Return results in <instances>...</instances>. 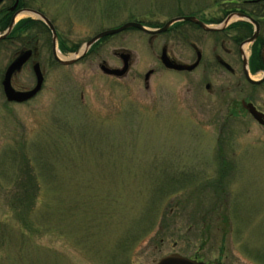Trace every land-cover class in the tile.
Returning <instances> with one entry per match:
<instances>
[{
    "label": "rangeland",
    "instance_id": "obj_1",
    "mask_svg": "<svg viewBox=\"0 0 264 264\" xmlns=\"http://www.w3.org/2000/svg\"><path fill=\"white\" fill-rule=\"evenodd\" d=\"M24 1L45 11L60 54L70 57L127 21L152 27L181 13L217 17L231 0ZM22 14L16 26L36 19ZM40 32L34 60L45 82L27 103L6 100L1 81L20 46L0 45V264H156L172 252L212 264H264V131L249 117L228 119L229 102L253 86L243 82L231 95L215 83L210 94L204 67L191 75L165 69L166 41L188 52L174 32L151 45L147 34L126 30L69 66L52 59L51 34ZM208 43L206 62L217 42ZM124 48L133 53L128 75L103 74L101 62L121 66L114 51ZM245 50L250 56L251 46ZM218 76L231 79L212 69L210 80ZM35 83L29 62L15 84Z\"/></svg>",
    "mask_w": 264,
    "mask_h": 264
},
{
    "label": "flooded vegetation",
    "instance_id": "obj_2",
    "mask_svg": "<svg viewBox=\"0 0 264 264\" xmlns=\"http://www.w3.org/2000/svg\"><path fill=\"white\" fill-rule=\"evenodd\" d=\"M214 2H216V1L214 0ZM29 4L30 3H26L25 1L22 2V0H14L13 3H10V0H2V2L0 3V23H2L3 21L5 22L7 20L8 26H9L11 21H12V18L15 15L23 12L26 9L37 10L40 13H43L46 16H48L40 6H38V5L31 6ZM251 7H254V8L251 9ZM261 7L264 8V1H260L258 3H253V2H247L244 0L241 7L238 9H235V10H233V9L227 10L225 8V6L222 5V8H220V10H221L220 16H217V17H212V15L209 13V11L206 12V14H203L202 12H195V13L190 12V13L178 14L174 17H194V18H196V20H198L199 22H201L207 26L208 25L221 24L224 21H226V19L230 15H233L234 13H240V14L245 15L246 17H249L250 19L255 20V21H251L247 18L235 19V20H232V18H231V19H229L228 23L221 30L208 31L198 21L189 20V19H181V20L176 21L174 24H172L168 28V30L163 32L162 34L174 32V35L177 38L185 39L186 43H187L186 45H187V49H188L187 51L188 52L185 53L184 55L176 53L173 49H171L169 42H167V41L163 44L161 50H163V48H165L167 55L172 60H176L180 63H184L187 65L193 64L197 60V56L200 53L201 54V60L199 62V65L193 71H189V70L176 71V70H169V69H167V70L177 72V73H181L184 75H191V74L195 73L196 71H198V69H200L201 67L202 68L204 67V71H203L204 79L202 81L205 85L206 91H208L210 94H212V93H214V91H216V89H214L215 83H217L216 86H219L218 89H220L223 93L226 92V93H230L231 95L233 93H237V92L241 91V90H239V91L233 92V89H239V87L242 86L243 82H246V83L248 82L250 85H252L253 86L252 90L249 91V90L243 89L242 90V94H244L243 96H241L237 100H231L229 102V104H228L229 118L228 119L230 120L231 117L235 118L237 116L246 117V118L249 117L256 124H258L264 131V124H261L257 120H255L254 117L249 113L248 109L245 107V104H252L254 106V108H256L257 111L262 113L264 116L263 93H260V91L264 92V60H263L264 15H262V13L264 11L260 10ZM174 17H172V18H174ZM27 22H29V20H27L26 23ZM256 22L258 23V26H259V36L255 42H253L252 44H247L246 46H247V48L249 46H251V49H252L251 55L249 56V62H248L250 73L252 72V70L253 71L255 70L256 66L259 65V58H257V62H254V65L252 64L254 51L256 49L259 51V57H260L261 63H262V68H260L259 70L261 71L262 74L257 78V80L260 79V81H261L260 83H252V82L248 81L246 76H245L244 70L242 69V73L241 72L239 73V71H237L238 69L236 67V64L238 63L237 61L239 60V58H238L239 55H240L241 61H242L241 45L245 44V41L253 35V32L255 30L254 23H256ZM143 23H145V22L143 21ZM22 24H25V22ZM164 24L165 23H163V24L161 23L158 25L160 27V26H163ZM33 27H35L34 31L37 33L38 36H39V33H41L40 30L42 32H46V33L50 32L49 27L43 21H41L39 18H36L33 20ZM237 33H240L239 37H237ZM147 35L149 36V38H148L149 43L151 45H153V43L155 42L157 37H159L160 34H155V35L147 34ZM197 36H198V39H197ZM25 37L26 38L29 37L28 33H25V32L20 33V35L18 36V40L16 43L18 44V46H20V50L27 49V48L36 49V51H34V53H33V57H34V55H35V57H37V55L41 51L40 49L42 48V44L40 43L41 38L39 37V39H38V37H37L36 39H38V40L32 38L28 42H26ZM200 39H202L203 42H201ZM33 40H35L36 42H33ZM208 41H214L217 43H212V49L211 50H212V52H214V53H212V60L206 62L207 49L211 45L208 43ZM32 42H33V44H32ZM237 44H238V48H237L238 50L236 51L235 47L237 46ZM205 47H208V48H205ZM219 47L222 50V54H220L219 52H216L217 48H219ZM124 49H120V50H124ZM120 50L119 49L115 50L114 54L122 62V60L120 58L122 51H120ZM48 51H50V50L48 49ZM33 57L30 61V62H32V66L34 65V63L36 61V60H33ZM184 57H186V58H184ZM222 60L227 65L221 63L220 61H222ZM28 63L29 62H27L24 65L23 69L25 68V66ZM160 63H161V61H160ZM110 66L116 67V68L120 67V66H112V65H110ZM131 66H132V64H131ZM131 66H130V69H131ZM41 68H42L43 73L45 75L44 68L42 66H41ZM214 68H220L224 73H228L231 76V79L227 83H223V81H222L223 79H221V77H219V76H218V79L216 82L210 80V72ZM23 69L21 70V72L23 71ZM130 69H129V71H130ZM150 70L153 71V73L150 76V79H151V77L156 73V69L152 68ZM129 71H128V73H129ZM20 73H18L13 78L12 83H13L14 87L19 89V90L30 89V88L25 87V86H20V87L16 86L15 78L18 75H20ZM128 73L124 77H126L128 75ZM223 76H225V75H223ZM234 77H237L240 80H238L237 82H236V80H232ZM113 78H115V77H113ZM259 87H261L262 90L256 89ZM146 88L150 90V80H149V82H147ZM189 91H190V89H189ZM263 119H264V117H263ZM194 259H196L198 261L203 260V259H200L198 257H194ZM210 264H212V263H210Z\"/></svg>",
    "mask_w": 264,
    "mask_h": 264
},
{
    "label": "water",
    "instance_id": "obj_3",
    "mask_svg": "<svg viewBox=\"0 0 264 264\" xmlns=\"http://www.w3.org/2000/svg\"><path fill=\"white\" fill-rule=\"evenodd\" d=\"M2 0H0L1 2ZM31 13L36 14L37 16H39L45 23L46 25L49 27V29L52 32L53 35V52H54V56L55 59L62 65H70L75 63L76 61H78L80 58L84 57L87 53V51L89 50V48L94 45L97 41H99L100 39L107 37L109 35H113V34H117L123 30L129 29V28H137L140 29L141 31L145 32V33H150V34H158L161 32H164L166 30H168V28L176 21L181 20V19H189V20H194V21H198L196 20V18L194 17H185V18H174L172 20H170L169 22H167L162 28L160 29H149L147 28L144 24L140 23V22H136V21H130L127 22L125 24H123L122 26L118 27V28H114V29H108L105 31H102L100 33H98L97 35H95L93 38H91L89 41H87L83 47L77 51L72 57H69L68 59H63L59 56L58 51H57V32L56 29L54 27V25L51 23V21L45 17L43 14L34 11V10H27ZM16 16V15H15ZM14 16V17H15ZM234 16L236 17H243L244 15L240 14V13H236L234 14ZM232 17L229 16L228 19L224 22L223 25L221 26H206L205 24L199 22L200 24L203 25V27L206 30H210V31H217L222 29L229 21V19ZM246 17V16H244ZM247 19L254 21L252 19H250L249 17H246ZM15 23V19L12 20V23L10 25V27L8 28L7 31H5L2 35H0V40L6 38L8 36V34L10 33V31L13 28V25ZM257 28L256 31L254 32L253 36L247 40V42H253L254 40H256L258 33H259V27L258 24L256 23ZM33 51L31 49H27V50H23L21 51L16 58L11 62V64L8 66L5 74H4V78L2 80V87H3V92L5 94V97L8 101L10 102H24L27 101L31 98H33L42 88L43 85V81H44V77H43V73L41 71L40 68V64L36 63L34 65V71L35 74L37 76V84L35 85V87L31 90H27V91H19L16 90L13 85H12V78L14 77V75H16L18 72L21 71L22 67L24 66V64L31 58ZM243 53V50H242ZM120 57L123 59V67L121 68H112L107 66L106 62H103L100 65L101 70L108 74V75H114L117 77H123L127 74V72L129 71V67H130V58L131 55L128 52H122ZM160 59L162 61V63L168 68V69H176V70H189L192 71L194 70L198 65L199 62L201 60V54H198V58L196 60L195 63L191 64V65H187V64H183V63H179L175 60H172L166 53V49L164 48L162 51V54L160 56ZM263 60H264V49H263ZM222 63H224L223 61H221ZM225 64V63H224ZM227 65V64H226ZM243 66H244V71L245 74L247 76V78L251 81V82H256L254 80H252L249 76V69H248V61L247 58L244 56L243 58ZM152 74V71H149L146 76H145V81L148 82L150 76ZM261 81H259L258 83H260ZM245 107L249 110V112L252 114V116L259 122L264 124V119H263V114L258 112L256 108H254V106L252 104H245ZM156 264H207L204 262H198L196 260L190 259L188 257L182 256L179 253H171L168 254L164 257H162Z\"/></svg>",
    "mask_w": 264,
    "mask_h": 264
},
{
    "label": "trees",
    "instance_id": "obj_4",
    "mask_svg": "<svg viewBox=\"0 0 264 264\" xmlns=\"http://www.w3.org/2000/svg\"><path fill=\"white\" fill-rule=\"evenodd\" d=\"M261 1H264V0H261ZM242 1L240 0H231L229 2H227L224 6L227 10H230V9H238L241 7L242 5ZM260 10L264 11V8H260ZM262 15H264V12L262 13ZM27 20H24V21H21L18 26H16L13 31L11 32V34L9 35V37L7 39H5L4 41H1L0 42V45L2 44H5V43H9V44H14L17 42L18 40V36L20 35V33H28L29 37L26 38L25 37V41L28 42L30 39L34 38L36 39L38 37L39 39V36L37 35V33H35L34 31V28L33 27V20H30L29 19V22L26 23ZM25 24H22L24 23ZM8 26V21L6 20L5 22L3 21L2 23H0V31H3L6 29V27ZM36 34V35H35ZM46 36H49V32L46 33ZM240 36V33H237V37ZM36 39V40H38ZM33 42H36L35 40H33ZM32 42V44H33ZM62 46V45H61ZM62 51H67L68 49L65 48L64 46L60 47ZM259 57V51L256 49L254 51V54H253V61L254 62H257V58ZM33 184V182H32ZM26 192V191H25Z\"/></svg>",
    "mask_w": 264,
    "mask_h": 264
},
{
    "label": "bare ground",
    "instance_id": "obj_5",
    "mask_svg": "<svg viewBox=\"0 0 264 264\" xmlns=\"http://www.w3.org/2000/svg\"><path fill=\"white\" fill-rule=\"evenodd\" d=\"M23 14H27V13H23ZM23 14H22V15H23ZM58 54H59L60 57H63L60 53H58Z\"/></svg>",
    "mask_w": 264,
    "mask_h": 264
}]
</instances>
